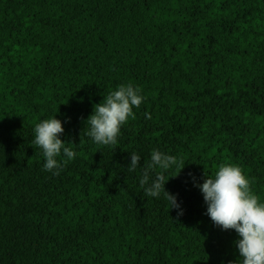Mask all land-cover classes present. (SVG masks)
Wrapping results in <instances>:
<instances>
[{
  "label": "trees",
  "instance_id": "obj_1",
  "mask_svg": "<svg viewBox=\"0 0 264 264\" xmlns=\"http://www.w3.org/2000/svg\"><path fill=\"white\" fill-rule=\"evenodd\" d=\"M121 84L145 99L97 145L85 121ZM53 117L77 153L58 176L34 144ZM153 149L185 161L182 216L140 187ZM224 164L264 203V0H0V264H242L194 186Z\"/></svg>",
  "mask_w": 264,
  "mask_h": 264
},
{
  "label": "clouds",
  "instance_id": "obj_2",
  "mask_svg": "<svg viewBox=\"0 0 264 264\" xmlns=\"http://www.w3.org/2000/svg\"><path fill=\"white\" fill-rule=\"evenodd\" d=\"M144 99L139 87L121 84L102 102L93 105L92 114L85 121L89 125L87 135L97 145L116 146L121 127L129 118L135 119L133 109L139 108ZM145 115L151 118L149 114ZM34 132V144L42 150L45 158L43 170L58 176L63 167L77 156L60 138L64 133L62 122L54 117L42 120L36 124ZM61 154L66 159L59 160ZM130 156L127 169L135 172L141 166V158L136 153ZM184 165L183 159L178 160L175 156L153 149L150 162L143 167L139 180L146 196L159 198L163 195L168 201V208L177 211V217L183 215V209L176 196L166 191L164 186L170 178L166 175L168 170L175 166L177 176ZM152 173H155V178ZM194 186L200 189L207 205L206 214L214 225L237 233L238 239L234 244L242 264H264V203H260L259 197L253 193L250 180L241 168L232 164L221 165L214 178L205 175L203 183H194Z\"/></svg>",
  "mask_w": 264,
  "mask_h": 264
}]
</instances>
